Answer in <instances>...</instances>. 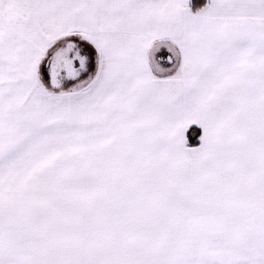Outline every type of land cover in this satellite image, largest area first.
<instances>
[{
    "label": "snow or ice",
    "instance_id": "6c2138e0",
    "mask_svg": "<svg viewBox=\"0 0 264 264\" xmlns=\"http://www.w3.org/2000/svg\"><path fill=\"white\" fill-rule=\"evenodd\" d=\"M0 264H264V0H0Z\"/></svg>",
    "mask_w": 264,
    "mask_h": 264
}]
</instances>
